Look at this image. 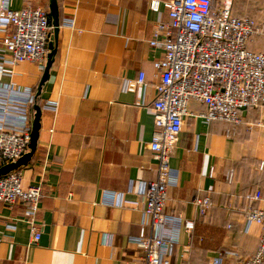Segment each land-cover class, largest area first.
Here are the masks:
<instances>
[{
	"label": "crops",
	"instance_id": "crops-1",
	"mask_svg": "<svg viewBox=\"0 0 264 264\" xmlns=\"http://www.w3.org/2000/svg\"><path fill=\"white\" fill-rule=\"evenodd\" d=\"M56 1V54L40 94L44 69L37 64L0 72V86L31 92L41 103L36 151L19 171L24 187L42 188L36 243L26 205L0 204V264H140L135 241L142 229L150 232V224L139 191L156 178L151 105L159 80L154 62L163 55L149 41L154 25L170 19L162 7L152 12L150 0ZM225 1L211 0L212 10ZM6 3L11 10H48L49 1ZM230 3L232 16L254 22L247 48L264 54V0ZM10 33L0 26V47ZM139 73L144 83L130 91L128 83ZM188 112L169 159L164 213L194 227L179 230L171 264H209L218 256L237 264L256 252L264 232L245 222L243 199L256 190L264 196V106L242 112L239 125L206 121L199 102L191 101ZM29 117L32 124L34 109ZM105 195L138 203L121 207ZM205 198L212 207L200 217L193 202Z\"/></svg>",
	"mask_w": 264,
	"mask_h": 264
},
{
	"label": "built area",
	"instance_id": "built-area-1",
	"mask_svg": "<svg viewBox=\"0 0 264 264\" xmlns=\"http://www.w3.org/2000/svg\"><path fill=\"white\" fill-rule=\"evenodd\" d=\"M163 8L170 24L156 23L149 46L160 48L163 55L154 62L158 72L155 99L151 105L154 130L149 149L156 161V178L141 183L139 195L145 204L150 232L142 229L135 241L143 255L140 264H171V252L176 236L184 228L191 232L194 223L180 216L164 213L170 177L169 159L178 142L183 119L191 101L206 107L208 122L239 125L242 110L264 106V54L247 48L255 32L254 22L231 15L230 0L213 11L211 0H150L149 8ZM0 26L10 27L11 33L1 40L0 72H13L19 65L35 63L44 69L48 54L50 26L47 11L41 7L11 10L6 0L0 1ZM9 70V71H8ZM144 83L143 73L128 83L133 91ZM34 94L13 86H0V163H13L28 152ZM257 126H260L258 123ZM251 129V126H249ZM264 169V162L260 163ZM41 186H23L20 171L0 177V204L11 207L26 205V220L34 231L33 243L40 239L35 227ZM110 204L136 206L137 201L116 200L105 195ZM244 220L264 227V196L259 190L244 196ZM200 217L206 216L212 203L208 198L193 202ZM107 239V238H106ZM183 264V263H182ZM209 264H223L220 256ZM237 264H264V232L256 252Z\"/></svg>",
	"mask_w": 264,
	"mask_h": 264
},
{
	"label": "water",
	"instance_id": "water-1",
	"mask_svg": "<svg viewBox=\"0 0 264 264\" xmlns=\"http://www.w3.org/2000/svg\"><path fill=\"white\" fill-rule=\"evenodd\" d=\"M48 11L51 18V27H52V35L47 45L48 54L46 57V63L44 66L43 74L41 76L39 85H38V92L37 95L40 94V90L43 84L49 78V70L52 66L54 56L56 54V47H57V38H58V31L60 27L59 22V10L56 0H48ZM34 109V117L31 124V131H30V140L28 145V152L25 153L21 158L17 161L9 164H5L0 167V177L5 176L9 173L19 171L21 168L26 167L29 162L31 161L32 156L34 155L37 147V142L39 138V131H40V117H41V109L39 106L35 105ZM243 114L246 112L245 109L242 110ZM47 234L48 227L44 230Z\"/></svg>",
	"mask_w": 264,
	"mask_h": 264
},
{
	"label": "trees",
	"instance_id": "trees-1",
	"mask_svg": "<svg viewBox=\"0 0 264 264\" xmlns=\"http://www.w3.org/2000/svg\"><path fill=\"white\" fill-rule=\"evenodd\" d=\"M47 11V15H48V23H49V26H50V31H49V33H50V35H51V33H52V27H51V18H50V15H49V11L48 10H46ZM33 101H34V106L35 105H37V106H41V103H40V101H39V99H38V96H35L34 95V99H33ZM32 110H33V108H32ZM205 217V216H204ZM223 262V261H222ZM224 264V263H223Z\"/></svg>",
	"mask_w": 264,
	"mask_h": 264
}]
</instances>
